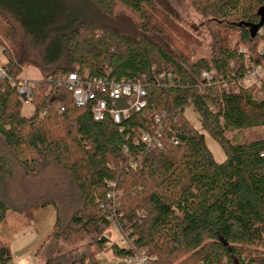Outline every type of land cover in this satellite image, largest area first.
<instances>
[{"label":"trees","instance_id":"obj_1","mask_svg":"<svg viewBox=\"0 0 264 264\" xmlns=\"http://www.w3.org/2000/svg\"><path fill=\"white\" fill-rule=\"evenodd\" d=\"M87 1L81 14L63 0H0L7 75L16 79L26 66L41 73L32 81L29 116L0 79V224L9 211L31 221L33 210L54 206L55 225L36 251L41 264H102L99 253L109 249L116 260L144 250L148 264H264V137L227 136L264 127V85L225 87L263 61L261 36L252 37L247 24L259 22L264 0H193L212 36L211 57L197 60L87 16L92 6L109 13L121 1L140 15L145 32L152 0ZM227 29L239 32L234 46ZM104 62L110 80L146 85V107L120 124L96 121L92 102L77 107L60 82L77 66L106 77ZM203 71H214L210 83ZM166 72L173 82L160 79ZM190 105L221 144L222 162L186 116ZM164 113L163 148L137 143L135 128L152 132V117ZM172 136L177 144L168 142ZM112 227L129 247L111 242ZM11 260L0 246V264Z\"/></svg>","mask_w":264,"mask_h":264},{"label":"rangeland","instance_id":"obj_2","mask_svg":"<svg viewBox=\"0 0 264 264\" xmlns=\"http://www.w3.org/2000/svg\"><path fill=\"white\" fill-rule=\"evenodd\" d=\"M64 3L71 8L72 12H84V7L88 6L87 0H63ZM154 7H149L150 27L147 31L142 32V19L140 15L133 9L116 1L109 13L98 12L90 7L87 16L99 25L113 28L125 37L134 38L146 34L150 38L168 45L171 50L178 51L189 55L191 59L197 60L202 57L210 58L212 55L211 43L212 36L210 33L211 26H208L207 19L202 16L193 0H152ZM88 2V3H87ZM76 6V7H75ZM80 9V10H79ZM11 25L13 21L8 20ZM17 34L22 35L19 26L15 25ZM229 43L235 45L239 40V32L227 29L225 30ZM167 37V38H166ZM167 39V40H166ZM245 53H248V47L240 45ZM263 48L262 45H259ZM6 60L3 53V46L0 45V63ZM26 76L32 79H39L40 71L31 66L23 68ZM33 112V106L28 103L23 105V113L27 116ZM185 114L193 124V126L204 133L208 148L213 153L218 162L225 159V153L221 144L213 138L201 125V118L194 105H190L185 109ZM229 138L235 136L239 141H249L264 137V127L250 128L242 131L227 132ZM29 231V230H28ZM27 236L29 232L25 231ZM111 242L118 243L122 247H129L130 242L124 238L121 230L112 227L109 236ZM16 248V247H15ZM98 260L102 264H114L115 257L112 250L101 251ZM38 261H40L38 259ZM41 263V262H40Z\"/></svg>","mask_w":264,"mask_h":264},{"label":"built area","instance_id":"obj_3","mask_svg":"<svg viewBox=\"0 0 264 264\" xmlns=\"http://www.w3.org/2000/svg\"><path fill=\"white\" fill-rule=\"evenodd\" d=\"M257 34L261 36L260 45L263 46V48L259 47V51L263 56L262 63L248 66L240 76H235L230 83H225L226 88L232 87L238 90L240 86L264 85V24ZM241 51L245 53L244 49H241ZM4 66L5 61L0 63V79H7L10 86L16 89L23 103L31 104L32 81L34 79L26 76L23 72L24 70H22L16 79L12 78L7 75ZM102 69L106 77L92 76L87 72H83L81 67L77 66L68 75L60 79V82L71 91L77 107H85L92 102L91 112L96 121H102L109 117L117 124L128 119L132 112H139L146 107L148 93L144 83L127 82L124 80L113 81L109 79L110 70L106 62L102 64ZM173 76L171 72H166L160 75V79H168L171 83L174 80ZM202 77L204 83H210L214 77V71H203ZM162 116H165V113L152 117L157 124L152 132H147L140 127L135 128V141L137 143L143 141L148 147L163 148L164 144L161 141L163 129L161 123ZM168 142L177 144L178 139L176 136H172L168 139ZM125 150H127V147H125ZM113 195L109 194V196ZM108 219H111L110 215H108ZM149 260L150 257L146 251L141 250L137 251L134 255L118 260L114 264H148Z\"/></svg>","mask_w":264,"mask_h":264},{"label":"crops","instance_id":"obj_4","mask_svg":"<svg viewBox=\"0 0 264 264\" xmlns=\"http://www.w3.org/2000/svg\"><path fill=\"white\" fill-rule=\"evenodd\" d=\"M56 214L54 206L33 210L31 221L18 212L7 213L0 224V246L6 247L12 255L8 264H41L36 251L53 229Z\"/></svg>","mask_w":264,"mask_h":264},{"label":"water","instance_id":"obj_5","mask_svg":"<svg viewBox=\"0 0 264 264\" xmlns=\"http://www.w3.org/2000/svg\"><path fill=\"white\" fill-rule=\"evenodd\" d=\"M257 14L260 18L259 22L258 23H254V24H251V23H248V27L250 29V34L252 37L256 36L259 29L263 26L264 24V5L261 6L258 11H257Z\"/></svg>","mask_w":264,"mask_h":264}]
</instances>
